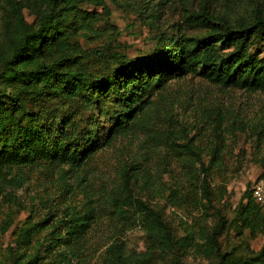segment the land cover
I'll list each match as a JSON object with an SVG mask.
<instances>
[{"label":"trees","instance_id":"16d2710c","mask_svg":"<svg viewBox=\"0 0 264 264\" xmlns=\"http://www.w3.org/2000/svg\"><path fill=\"white\" fill-rule=\"evenodd\" d=\"M108 1L145 12L169 0H0V237L12 236L0 264H185L183 253L191 251L216 256V264H264V245L240 258L222 250L227 220L216 205L228 189L227 162L241 138L252 141L264 177V117L253 123L237 111L208 106L191 127L163 98L169 83L189 75L264 94L258 48L264 0L237 15L200 0L196 9H183L200 33L160 32L146 54L103 58V48L96 58L78 39L99 32L97 11L83 5L101 6L110 16ZM141 132H154L161 165L144 170L121 162L114 182L95 187L94 160ZM41 174L47 177L43 192L15 224V209L23 204L17 192ZM136 187L201 213L178 235ZM210 216L218 221L208 228ZM233 219L256 235L264 230V205L251 191ZM135 229L145 234L142 251L128 246Z\"/></svg>","mask_w":264,"mask_h":264},{"label":"rangeland","instance_id":"374dc122","mask_svg":"<svg viewBox=\"0 0 264 264\" xmlns=\"http://www.w3.org/2000/svg\"><path fill=\"white\" fill-rule=\"evenodd\" d=\"M207 1L216 12L227 15H237L244 10L249 11L259 3V0ZM199 2L200 0H169L162 9L155 11L148 9L144 12L142 9L123 10L115 3L108 1L110 16L103 12L101 6L92 3L85 4L83 5L85 9L97 11L98 18L94 20V27L99 32L98 35H92L88 38L81 36L78 39L85 49L94 51V57L97 56L95 51H101L105 48L103 58H109L110 55L117 52L125 53L134 58L136 55L146 54L155 46L157 33L166 32L168 35L183 31L188 34L200 33L201 30L187 23L183 16L184 7L196 9ZM25 15L29 21L35 17L31 9H26ZM258 48L262 50V55H264V41L258 44ZM163 98H166L168 104L174 106L179 119L191 127L203 108L208 106L226 107L237 111L252 119L253 123L260 122L264 117V94L248 92L239 88H226L193 75L169 83L167 91L163 93ZM151 133L154 132H141L137 136L119 139L112 146L103 150L93 163V171L96 173V177L92 178L91 181L94 186L100 187L108 181L111 182L110 178L114 182L116 170L121 162L134 163L144 170H154L157 164L161 165L163 152L157 147V139H153ZM253 150L252 141L244 142L243 138L240 139L238 146L234 148L233 158L227 162L230 174L228 189L224 197L216 201L220 212L227 220L219 237L221 248L237 258L249 256L252 252L259 251L264 245V230L253 235L249 228L240 227L233 219L238 204L247 200L254 182L264 179L261 176L262 167L253 157ZM237 153H239L237 156L240 158L236 162ZM165 166L167 165L165 164ZM46 178L42 174L39 178L34 177L27 190L17 192L21 196L23 204L15 209V224H20L27 217L29 206L33 202L32 199L37 196V192H43V185L40 184L46 183ZM217 181H219L218 176ZM83 183L86 185V182ZM136 191L138 195H140L139 192L143 193L139 188ZM77 192L79 196H82L81 189H78ZM143 196L164 211L166 218L171 222L178 235L184 234V226L192 224L194 217L201 213L197 210L180 209L173 206L166 194H156L153 197L152 194L143 193ZM216 221H218L217 216H210L207 222L208 228H211ZM11 238V231L0 237V259L3 257ZM127 239L131 249L142 251L146 247L145 234L140 229L129 232ZM182 260L185 264H216L217 262L216 256H207L203 251L200 253L184 252Z\"/></svg>","mask_w":264,"mask_h":264},{"label":"built area","instance_id":"2783aa9c","mask_svg":"<svg viewBox=\"0 0 264 264\" xmlns=\"http://www.w3.org/2000/svg\"><path fill=\"white\" fill-rule=\"evenodd\" d=\"M252 191L254 198L264 205V179L255 181L252 185Z\"/></svg>","mask_w":264,"mask_h":264}]
</instances>
